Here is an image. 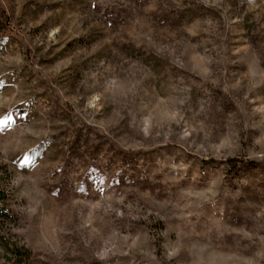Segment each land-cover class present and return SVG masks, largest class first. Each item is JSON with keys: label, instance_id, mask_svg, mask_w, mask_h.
Masks as SVG:
<instances>
[{"label": "rangeland", "instance_id": "1", "mask_svg": "<svg viewBox=\"0 0 264 264\" xmlns=\"http://www.w3.org/2000/svg\"><path fill=\"white\" fill-rule=\"evenodd\" d=\"M0 183V264H264V0H0Z\"/></svg>", "mask_w": 264, "mask_h": 264}, {"label": "trees", "instance_id": "2", "mask_svg": "<svg viewBox=\"0 0 264 264\" xmlns=\"http://www.w3.org/2000/svg\"><path fill=\"white\" fill-rule=\"evenodd\" d=\"M203 163H204L203 165H210V164H213L214 162L205 161ZM230 163H233L232 164L233 168L237 167L236 161L232 160ZM11 219H12V216H11V211H10L9 204H8V195L0 183V250H4L5 252H10L11 246L7 239V234L4 230L3 224L7 221H11ZM16 250H17L15 252L16 254L20 256L25 255L27 259L29 260L30 252H28V250H21L18 248H16Z\"/></svg>", "mask_w": 264, "mask_h": 264}]
</instances>
